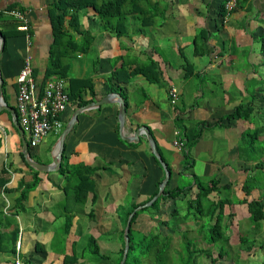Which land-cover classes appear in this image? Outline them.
Wrapping results in <instances>:
<instances>
[{
  "label": "crops",
  "instance_id": "obj_1",
  "mask_svg": "<svg viewBox=\"0 0 264 264\" xmlns=\"http://www.w3.org/2000/svg\"><path fill=\"white\" fill-rule=\"evenodd\" d=\"M167 1L164 16L160 12L142 32L138 30L140 22L130 17V36L118 37L103 30L99 17L92 11L82 15L83 26L91 33L99 29V36L88 50L70 52L68 77L93 78L94 95L85 90L90 102L99 101L111 92L121 94L127 103L125 133L135 140L127 141L120 134L117 102L87 109L79 114L66 138L69 163L64 169L66 174L60 169L38 170L40 180L32 187L37 169L25 158L22 133L16 125L19 123L17 78L24 62L27 36L16 29L17 20L8 11L20 10L28 17L34 74L39 82L45 77L52 57L53 0H0V34L5 37L3 49L0 37L3 80L0 81V178L1 170H7L4 174L7 181L0 185V264H15L17 259L23 264H79L73 263V258L66 263V255L74 251L82 253L88 234L95 236L98 243L103 235L116 237L114 249L101 247L104 252L116 255L123 229L125 237L124 220L130 207L147 199L134 211L152 206L166 187L170 190L190 187V196L195 197L198 177L205 185L216 179L222 192L230 183L232 189L235 184L243 189L246 168L256 163L250 162L251 154L245 155L241 145L252 135V123L226 116L241 103L259 100L262 98L259 95L264 93V68L259 64L261 43L252 35V31L262 28L264 0H253L255 9L246 5L233 11L224 24L215 18V8L207 4L211 0ZM162 9L164 5L158 11ZM78 40L83 39L78 36ZM151 61L157 65L158 82L141 72H132ZM121 67L132 73L130 79H111L113 71ZM173 86L180 92L175 105L169 94ZM78 108L75 102L68 106L65 127ZM141 127L149 128L171 171L163 192L152 203L155 195L149 197L157 189L159 193L166 172L154 155L146 133H139ZM249 131L251 134L247 136ZM51 135L53 139L49 135L37 147L30 149L29 145L34 160L52 162L58 137ZM263 135L264 132L261 139ZM195 136L196 141L188 148ZM25 137L28 140L27 133ZM179 139L183 146H174V141ZM79 166L85 171L93 169L89 177L95 191L88 192L85 202L78 201L74 192L77 177L73 176L71 181L66 177L73 175L72 171ZM182 175L190 183L180 187L178 180ZM203 176L214 178L205 182ZM127 198L131 200L125 204ZM177 199L187 197L183 193ZM177 199L162 202V215L160 211L141 213L134 229L142 231L146 223L150 227L145 229L148 231L157 227L159 219H169L166 213ZM68 219L72 220V226L67 233L64 228ZM110 232H115V236ZM18 241L22 244L19 252Z\"/></svg>",
  "mask_w": 264,
  "mask_h": 264
},
{
  "label": "trees",
  "instance_id": "obj_2",
  "mask_svg": "<svg viewBox=\"0 0 264 264\" xmlns=\"http://www.w3.org/2000/svg\"><path fill=\"white\" fill-rule=\"evenodd\" d=\"M228 1L229 0H211L207 3L209 7L215 8V18H217L221 24H224L226 18L229 17V11L226 8ZM161 2H163V4ZM243 2H247V0H236V5L233 11L235 12L245 7L246 5ZM160 3L164 5V9L158 11ZM168 5L169 3L167 0H53L51 3V14L54 27V42L51 49L52 57L45 77L39 81L40 86L42 87L45 85V83L51 78H67L69 80V96L71 102L77 103V106L79 107L88 104L90 100L86 99L85 90H90V93L94 95L95 87L93 78L68 77L71 66L69 65V61L67 59L71 54L70 52H78L81 50L86 51L88 50L90 43L93 41V34L91 35V31L83 26L82 15L86 16L89 11L94 12L95 15L99 17L101 21L100 27L103 30L112 35L122 37L130 33L128 23L130 17H133V21L140 22V29L138 30L142 32L143 27L152 24L153 19L155 17L157 19L160 12H163L162 17L164 16L165 9H167ZM17 30L22 31L19 29ZM252 35L261 43L259 52L261 55V61L259 64H261L264 68V25L260 31H252ZM78 36H81V39L83 40L79 41ZM126 71L125 67L116 69L110 75V78H118V80L130 79L132 73H129L128 71L126 73ZM132 72H141L146 75L149 80L159 81V71L157 70V65L154 61H151L141 67L134 68ZM112 90H117V88H113ZM261 97L264 99V95ZM256 98L257 97H255V99ZM262 98L259 97V100L256 99L248 103H241L229 112L226 118H242L250 120L251 122L253 113L258 108V102L260 101L262 103ZM262 107L263 111L261 113L264 112L263 103ZM203 125L205 124H201V126ZM250 132L251 131L247 134L250 135ZM262 132H264V126L255 130V133H253L249 139V141L252 142V145L250 146H255L257 140L255 139L253 141V138L256 136L258 139L259 133L261 135ZM196 139L197 137L195 136L188 143V148L192 147ZM262 142H264V139L261 140L260 143ZM30 149H32L31 145ZM21 155L24 159L23 153ZM188 160L189 162L192 160L190 155L188 156ZM157 162L160 165L158 160ZM68 164V156L66 154L65 147L62 167L60 168L61 172L64 174H66L64 169L68 168ZM92 171V168H86L85 171L83 166H79L74 168L72 171L73 175L66 176L68 181H71V178H74L73 176L77 177V180L74 181L77 183V185L74 186V192L78 201L85 202L88 192L95 191L94 182L89 177ZM246 171H248V173L243 184L246 196L243 198L233 196L229 193V191L228 194L224 195L222 194V190H219V181L214 179L211 181V185H205V183L199 182L196 175L195 177L197 179L198 191L195 197H193V195L190 196V187L174 190L167 189L166 187L164 193L154 202L152 206L139 209L133 215L129 233L130 247L125 264H144L145 259L149 261V264H198L200 261L199 259L203 256L210 258L209 264H220V260L224 258V256L231 253L232 245L230 243L231 235L228 218H232L235 213H226V206H234V204H247L249 212L248 217L250 222L254 224V230L256 232V234L251 237L243 234V232L240 235V247L250 251L256 246L259 248L257 250L258 253L264 259V236H257V230L259 231L261 229L264 221L263 161L256 162L254 165L247 167ZM6 173V168H3L1 170L0 185L7 181L4 177V174ZM39 173L40 172L38 170H35V180L34 183L31 184L32 187H35L39 182ZM255 188H259L260 195L258 198L249 200L247 196H249ZM225 189H232V184H228ZM158 190L159 189H157L149 197V199L156 195ZM214 191L219 193L218 197L209 198V195ZM183 193L187 197L188 205V209L185 212L181 211V209L177 206V197ZM94 194L96 193L94 192ZM169 198H173V200L177 199L173 202V208L170 209V212L166 213L169 214V219H159V223L156 228L152 229L149 234H144L141 238L137 239L135 236L136 229H134L133 225L137 221L139 215L145 211H150L151 213L160 211L162 215L161 204ZM206 200H208V204L206 203ZM146 201L134 204L130 207V211L127 212L124 220V228L127 225L131 212L139 205L144 204ZM189 219L199 222L196 232L202 236L204 241L208 244V247H200L197 242V238L189 235V229L183 228L185 226L183 224L188 223L190 221ZM71 226L72 220L68 219L64 228L65 232L68 233L71 230ZM163 228H166L168 232H165ZM173 234L181 235V247L179 249H171ZM87 238L86 247L83 249L82 253L78 254L74 251L71 254H67L66 263L73 258L74 260L72 259V262H78L79 264H103L108 263V261L111 262L110 264H121L126 244L124 229L121 231V245L115 256L108 252H104L95 236L88 234ZM214 249H218L217 256L214 255Z\"/></svg>",
  "mask_w": 264,
  "mask_h": 264
},
{
  "label": "built area",
  "instance_id": "obj_3",
  "mask_svg": "<svg viewBox=\"0 0 264 264\" xmlns=\"http://www.w3.org/2000/svg\"><path fill=\"white\" fill-rule=\"evenodd\" d=\"M235 5L236 0H229L226 4L229 11L228 16L232 13ZM8 12L17 20V29L24 31L27 36L24 62L17 78V110L22 129L27 133L31 145L37 146L49 135H57L64 128V114L71 102L69 80L63 77L51 78L45 85L40 86L34 74L33 41L28 17L20 10L12 9ZM169 94L171 103L175 105L179 98V89L173 86L170 88ZM173 144L176 147H181L184 142L179 139L175 140ZM21 247V241H18V252ZM15 264H23V262L21 259H17Z\"/></svg>",
  "mask_w": 264,
  "mask_h": 264
},
{
  "label": "rangeland",
  "instance_id": "obj_4",
  "mask_svg": "<svg viewBox=\"0 0 264 264\" xmlns=\"http://www.w3.org/2000/svg\"><path fill=\"white\" fill-rule=\"evenodd\" d=\"M252 1V2H251ZM171 2V1H170ZM163 4V2H161ZM160 3V6H162V4ZM245 5H250V7L254 8V1L253 0H247V2H243ZM203 6H205L204 4H202ZM244 5V6H245ZM261 14L264 16L263 12L261 11ZM264 25V21L262 23V26ZM131 26V24H130ZM91 29H94V27H91ZM97 31H93V33H91V35L93 34L92 40L94 41L95 39L98 38L99 34H98V30ZM127 36H130L129 34H126ZM125 35V36H126ZM229 45V43H228ZM96 51V50H95ZM264 93H262L259 96H263ZM262 103L264 104V100H262ZM262 103L259 101L258 102V108L257 110H255V112L253 113V118H252V129H251V133H255V129L264 126V112L261 113L263 110L262 107ZM71 104V102H70ZM69 104V105H70ZM257 123H259V127H257ZM248 136V134H247ZM50 139H53V136L50 135ZM250 139V138H249ZM248 139V137L245 140V142H243L241 145L243 146V152L245 153V155L247 154H251L250 156V162H260L263 161L264 163V142L260 143L261 140L264 139V135L262 136V139L260 138V133H259V137L258 139L256 138V136H254L253 141L256 139L257 142L255 144V146L252 148L250 147V145H252V142H250ZM252 140V139H251ZM41 155V154H40ZM40 155H36L35 157H38ZM49 156V154L47 153V157ZM42 158H45L43 155H41ZM39 158V157H38ZM41 159V158H40ZM42 160V159H41ZM246 161V159H245ZM261 171V170H259ZM197 173V171H196ZM198 175H200V172L197 173ZM204 181L205 182H209L210 179L214 178V177H206L203 176ZM192 180V179H191ZM189 178L184 177L183 175L180 176L179 180H178V185L180 187L182 186H186L188 185L190 182ZM256 190H259V188H255ZM228 191L231 195L233 196H239L241 198L245 197L246 194L244 192V189L241 188V185H234V189H225L222 194H228ZM194 194V193H193ZM260 195L259 191H253L249 197L251 199H255L258 198ZM212 198H217L218 197V193L215 192L212 195ZM248 197V196H247ZM248 197V198H249ZM211 198V197H210ZM131 198H127L126 201H124L125 204H128L130 202ZM206 203L208 204V200H206ZM177 206L179 207V209H181V211L185 212L188 209V205H187V199L185 200H181L178 199L177 200ZM247 204H243V205H238V204H234V206H226V213L229 212H233L235 213L234 216H232V218H228L229 220V225H230V243H231V253L224 256V258H222L220 260V264H264V259L263 257L258 253V247H254L252 250L247 251L245 249H242L240 247V235L243 233L249 237L254 236V234H256L255 230H254V224L250 222L249 219V212L247 209ZM190 221L188 223H185L183 225H185L183 227L184 229H189V235L191 237H195L197 238V242L199 244L200 247H208V244L204 241V239L202 238V236L196 232V228L199 225V222L194 221L193 219H189ZM264 221L262 223V227L261 229L258 231L257 230V236H264ZM150 227H148V224L144 223V225H142V231H137L135 230V236L137 239L141 238L144 234H149L151 232V230L154 228L152 227L151 230L146 231L145 229H148ZM104 226L101 227V230H104ZM165 230V229H164ZM165 232H168L167 230H165ZM110 234H112V236H115V232H110ZM181 235L178 234H173V240H172V250L174 249H179L181 247ZM126 241V239H125ZM137 241V240H136ZM99 243L101 245V247L103 249H107V250H112L114 249V245H116V237L114 239V237H106L105 235H103L101 237V239L99 240ZM258 246V245H257ZM80 250V249H79ZM218 249H214V255L217 256L218 255ZM106 252V251H105ZM110 254H112L113 256L115 255L114 253L110 252ZM199 263L198 264H209L210 258L207 256H203L202 258L199 259ZM144 264H149V261L147 259L144 260Z\"/></svg>",
  "mask_w": 264,
  "mask_h": 264
},
{
  "label": "water",
  "instance_id": "obj_5",
  "mask_svg": "<svg viewBox=\"0 0 264 264\" xmlns=\"http://www.w3.org/2000/svg\"><path fill=\"white\" fill-rule=\"evenodd\" d=\"M0 37L2 38L1 47L3 49L5 47V37L1 34H0ZM0 81H1V83L3 81L1 76H0ZM110 102H117L120 106L119 124H120V134H121L122 138L127 140V141L135 140V139H132L130 136H127L125 133V121H126V116H127L126 100L121 94H119L117 92H111L106 97H103L101 100L89 102L88 104L79 107L74 112L70 121L68 122V124L66 125V127L64 128V130L62 131V133L60 134V136L58 138V141L56 144V151L53 155V160L51 163L39 162V161H36L32 158V156L30 154V150H29V143H28L27 138L25 137L24 130L21 128V126L19 125V123L17 121L16 125L18 126V128L20 129V132L22 133L23 153H24L25 158H26L27 162L29 163V165H31L34 168H36L37 170L43 171V172H50V171L59 170L62 166V160H63L64 151H65V142H66L67 135L72 130L75 122L78 120L79 114L86 111L87 109L94 108V107H100V106H102L104 104H108ZM143 132H145L146 135L148 136L152 151H153L154 155L158 158V160L162 163V165L165 169V172H166L165 179L162 182V184L160 185L159 193L157 195H155V197L150 201V203H152L153 201H155L157 199V197L160 195V193L163 192L165 185L168 183V181L171 177V171L169 170L167 163L163 160L161 154L159 153V151L157 149L155 138L153 137V134L151 133L149 128L148 127L139 128V133H143ZM135 212H136V210L130 216L127 227H126V231H125L126 244H125V250H124V255H123L121 264H125L127 254H128V250L130 247L129 232H130V227H131V220H132V217L135 214Z\"/></svg>",
  "mask_w": 264,
  "mask_h": 264
},
{
  "label": "clouds",
  "instance_id": "obj_6",
  "mask_svg": "<svg viewBox=\"0 0 264 264\" xmlns=\"http://www.w3.org/2000/svg\"><path fill=\"white\" fill-rule=\"evenodd\" d=\"M64 128H65V125H64ZM64 128H63V130H64ZM63 130H62V131H63ZM62 131H61L59 134H57L56 137L59 138V136H60V134L62 133ZM24 132H25V131H24ZM28 143H29V145H31L29 138H28ZM31 146H32V145H31ZM37 146H38V145H37ZM37 146H32V147H37Z\"/></svg>",
  "mask_w": 264,
  "mask_h": 264
}]
</instances>
